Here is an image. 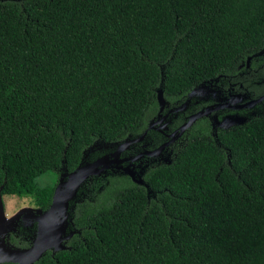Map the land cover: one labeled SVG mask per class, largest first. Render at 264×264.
I'll return each instance as SVG.
<instances>
[{
    "label": "trees",
    "instance_id": "obj_1",
    "mask_svg": "<svg viewBox=\"0 0 264 264\" xmlns=\"http://www.w3.org/2000/svg\"><path fill=\"white\" fill-rule=\"evenodd\" d=\"M248 58L264 63V0L0 1L1 196H32L45 211L60 168L140 134L159 88L179 100L238 76ZM145 182L154 199L110 178L75 205L67 249L35 264H264V112L215 139L189 135Z\"/></svg>",
    "mask_w": 264,
    "mask_h": 264
},
{
    "label": "flooded vegetation",
    "instance_id": "obj_2",
    "mask_svg": "<svg viewBox=\"0 0 264 264\" xmlns=\"http://www.w3.org/2000/svg\"><path fill=\"white\" fill-rule=\"evenodd\" d=\"M263 68L264 63L256 70L250 69V65L241 66L238 76H218L197 85L179 100L170 102L164 99L165 107L160 112L157 104L155 115L140 134L129 135L121 142L95 143L82 153L78 166L82 161L86 164L103 160L106 164L105 170L100 175L90 177L94 179L93 185L98 187V191L102 189L103 184H108L110 178L126 177L135 186L145 189L148 200L154 199L155 193L145 182L146 175L151 170L171 165L180 149L186 145L189 135H199L207 131L215 139L219 131L241 126L252 118L244 119L243 116L252 113L256 105L250 107L248 104L261 96L252 98L254 93L250 91L249 85H243V76L252 80L251 84L260 86L264 81L254 79ZM236 77L240 80L234 81ZM201 112L207 113L194 119L191 126L180 134V129ZM228 118H231L234 124L228 128H220L218 124ZM63 172L58 171L57 183ZM90 178L87 181H90ZM94 187H91L92 192ZM84 192L90 193L88 189H84ZM93 196L88 200L93 199ZM80 197L85 199L83 189L79 191L77 200ZM77 203L80 202L76 201L74 206ZM36 231L35 220L20 216L15 223L14 232L9 236L21 238L31 245Z\"/></svg>",
    "mask_w": 264,
    "mask_h": 264
},
{
    "label": "water",
    "instance_id": "obj_3",
    "mask_svg": "<svg viewBox=\"0 0 264 264\" xmlns=\"http://www.w3.org/2000/svg\"><path fill=\"white\" fill-rule=\"evenodd\" d=\"M0 1H20V0H0ZM250 58L247 59L248 66ZM156 101L159 111L165 107L163 91L159 88L156 91ZM264 101V95L251 101L248 106H255ZM209 110H207L208 112ZM207 112H201L192 117L190 121L180 129V134L184 132L194 119L206 115ZM84 155V154H83ZM105 162L98 160L94 163L83 161L72 172L68 173L65 167L58 183L56 184L51 204L45 211L27 210L22 212L21 216L28 217L37 222V231L32 243L27 248H16L7 241L10 233L14 232V227L8 223L4 216V207L2 203L0 188V264H35L47 251L52 255L59 251L66 250L65 243L73 235L79 234V231L69 230L71 226V212L74 209V203L77 201L78 192L83 184L92 176L100 175L105 170ZM20 217V216H19Z\"/></svg>",
    "mask_w": 264,
    "mask_h": 264
},
{
    "label": "rangeland",
    "instance_id": "obj_4",
    "mask_svg": "<svg viewBox=\"0 0 264 264\" xmlns=\"http://www.w3.org/2000/svg\"><path fill=\"white\" fill-rule=\"evenodd\" d=\"M234 82V81H233ZM264 112V101L257 104L254 109L252 110L251 114H247V116H243L244 119L250 118V117H256L258 115H261ZM254 115V116H253ZM238 116V115H237ZM235 116V117H237ZM232 123V124H231ZM234 124L232 122L231 118L222 120L221 123H219L220 128H228L231 127ZM55 176L49 174L46 177H40L38 178L39 183H47L52 182L51 180ZM94 179L90 178V181H86L83 186L80 188L79 191L83 189L84 198L85 200H88V198L92 197L94 195L95 190L98 191V187L95 188L93 185ZM91 187H94L95 189L93 192L91 191ZM84 189H88L90 193L84 192ZM100 190V189H99ZM79 193V192H78ZM80 200H84L82 197H80L77 202H81ZM91 200V199H90ZM2 203L4 207V216L8 223L12 225L15 228V223L18 220L19 216H21L22 212L31 210L35 211L37 210V207L34 204L33 197L24 195V196H2ZM72 216V212H71ZM69 230H72V227L69 226Z\"/></svg>",
    "mask_w": 264,
    "mask_h": 264
}]
</instances>
